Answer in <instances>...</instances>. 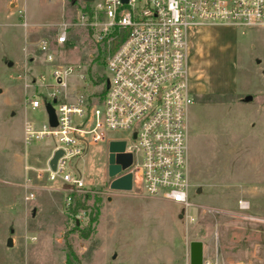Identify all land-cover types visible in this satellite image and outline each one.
<instances>
[{"label":"rangeland","instance_id":"rangeland-1","mask_svg":"<svg viewBox=\"0 0 264 264\" xmlns=\"http://www.w3.org/2000/svg\"><path fill=\"white\" fill-rule=\"evenodd\" d=\"M83 5L82 0H0V264L64 263L66 244L76 255V264H103L109 251L133 259L147 248L156 255L170 252L172 264H189L192 240L201 241L203 257L217 264H264L260 27L205 24L190 33L192 205L186 213L179 204L162 198L109 190L106 141L87 146L81 157L68 159L89 186L86 204L94 207V214L98 210L94 223L89 224L90 208L68 211L66 184L36 177V168L44 165L57 139L47 136L24 146V121L36 128L47 121L42 107L27 104L26 98L35 90L34 84H28V75H44L43 82L37 83L41 94L58 89L59 96L69 97L74 89L82 95L99 90L102 83H96V78L109 76L106 46L96 43L84 28L71 25L64 46L55 41L59 25L76 21ZM40 39L50 42L55 52L52 63L42 60ZM54 63L73 67L66 87L55 85ZM246 95H251L249 102ZM25 184L31 185L34 199H26ZM240 200L248 207L240 208ZM88 228L92 229L86 236ZM8 237L12 246L6 245Z\"/></svg>","mask_w":264,"mask_h":264},{"label":"built area","instance_id":"built-area-1","mask_svg":"<svg viewBox=\"0 0 264 264\" xmlns=\"http://www.w3.org/2000/svg\"><path fill=\"white\" fill-rule=\"evenodd\" d=\"M83 2L76 21L59 25L55 41L64 46L71 25L84 28L96 43L106 46L109 76L99 90L82 95L74 89L69 97L59 96L58 89L41 94L37 83L43 82L44 75H28V84H34L35 90L26 98L27 104L31 108L42 107L47 121L41 128L24 121V146L47 136L57 139L44 165L36 168V177L66 184L68 206L71 192L89 189L82 172L75 164H69L68 159L81 157L87 146L97 142L106 141L109 146L111 141H123L121 152L130 153L131 162L113 176L107 167L108 189L114 190L110 188L113 179L130 174L131 187L126 191L174 202L186 213L192 205L188 166V112L194 102L188 61L190 33L205 24L260 27L264 45V0ZM38 48L44 53L43 61H54L55 52L47 39H40ZM72 70V66L54 63L55 85L66 87V78ZM48 103L55 114L53 126L49 122ZM117 132L125 135H111ZM58 149L62 155L52 169L49 162ZM25 189L26 199H34L36 194L31 185L25 184ZM238 205L248 207L243 200ZM34 239L35 236H30V240ZM202 264L217 263L203 257Z\"/></svg>","mask_w":264,"mask_h":264},{"label":"water","instance_id":"water-1","mask_svg":"<svg viewBox=\"0 0 264 264\" xmlns=\"http://www.w3.org/2000/svg\"><path fill=\"white\" fill-rule=\"evenodd\" d=\"M82 1H92V0H82ZM126 1V0H124ZM8 65L12 64V61L7 62ZM245 100H250L251 96L247 95L244 98ZM46 108L49 114V122L53 126L56 124L54 110L51 104H46ZM124 148L123 141H111L109 143V155H108V173L110 176H113L121 168H125L131 162V154L121 152ZM113 151H118V153L113 154ZM62 155V150L58 149L54 152L52 158L50 159V165L52 169L55 168L56 160ZM131 187V177L130 174H125L121 177L115 178L110 182V188L114 190H129ZM199 191V189L197 190ZM34 215V210L32 212ZM181 216V214H180ZM13 232V229L10 230ZM13 241L12 237H8L6 241L7 246H12ZM203 260V245L199 240H192L189 242V264H202Z\"/></svg>","mask_w":264,"mask_h":264},{"label":"crops","instance_id":"crops-1","mask_svg":"<svg viewBox=\"0 0 264 264\" xmlns=\"http://www.w3.org/2000/svg\"><path fill=\"white\" fill-rule=\"evenodd\" d=\"M250 100L245 101L249 102ZM111 201L112 197L108 196L107 202L110 203ZM140 253V256H137L133 259H123L119 256L118 252L114 253L109 251L108 255L106 256L107 259L103 262V264H172L173 262V257L168 251L162 253V255L164 254L165 257L159 254L156 255L151 248L143 249Z\"/></svg>","mask_w":264,"mask_h":264},{"label":"trees","instance_id":"trees-1","mask_svg":"<svg viewBox=\"0 0 264 264\" xmlns=\"http://www.w3.org/2000/svg\"><path fill=\"white\" fill-rule=\"evenodd\" d=\"M96 83H102L103 78H96ZM90 194L88 192H84L83 194H77L76 192H71V202L68 204V211L70 212H76L79 209H87L90 208L89 205L86 204V199H88ZM95 203L99 201V197H95L94 199ZM91 212L89 215V224L94 223L97 220L98 210H96V213L94 214V207L90 208ZM93 213V214H92ZM92 228H88L87 232L84 233L86 236L91 232ZM66 255H65V263L66 264H76L78 263V259L76 255L74 254L71 246L69 244H66Z\"/></svg>","mask_w":264,"mask_h":264}]
</instances>
